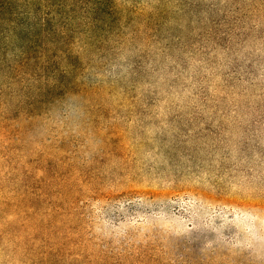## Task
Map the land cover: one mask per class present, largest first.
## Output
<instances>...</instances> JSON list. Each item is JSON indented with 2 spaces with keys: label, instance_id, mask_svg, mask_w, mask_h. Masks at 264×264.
Listing matches in <instances>:
<instances>
[{
  "label": "trees",
  "instance_id": "1",
  "mask_svg": "<svg viewBox=\"0 0 264 264\" xmlns=\"http://www.w3.org/2000/svg\"><path fill=\"white\" fill-rule=\"evenodd\" d=\"M71 95L88 100L105 136L113 177L98 213L138 218L156 192L136 187L130 157H172L188 170V151L227 155L242 137L248 156L264 154V0H0V264H98L81 212L91 196L62 179L74 151L59 135L24 154L23 122ZM128 104L157 133L127 135L115 115ZM184 118L193 126L185 133ZM79 187L86 192L85 181ZM135 249L130 264H148L153 248Z\"/></svg>",
  "mask_w": 264,
  "mask_h": 264
},
{
  "label": "rangeland",
  "instance_id": "2",
  "mask_svg": "<svg viewBox=\"0 0 264 264\" xmlns=\"http://www.w3.org/2000/svg\"><path fill=\"white\" fill-rule=\"evenodd\" d=\"M94 79L105 81L102 76ZM46 115L21 125L25 129L24 154L30 160L46 143L55 146L59 135L64 138L59 144L74 151L73 171L65 166L67 173L62 179L77 195L91 196L81 211L89 219V235L96 249L88 260L119 264L121 258L130 264L136 257L131 255L134 249L142 252L147 246L148 250L153 248L147 254L148 264H264V154L248 156L246 137L237 146L230 145L227 155L204 150L195 155L187 150L192 159L188 170L187 165L172 157L163 162L134 154L128 164L139 170L134 171L131 180L136 178L140 185L136 187L151 188L157 195L143 199L138 218L117 222L108 221L97 211V199L113 174L110 161L105 159V136L96 128L95 109L85 97L71 95ZM115 116L132 138H137V133H157L156 128L143 129L139 109L129 104ZM186 123L184 118L183 126L178 124L183 133L193 129L192 122ZM156 146L163 147L160 143ZM176 166L181 169L175 174ZM115 174L118 180L125 181L128 172ZM83 181L87 193L77 188ZM174 181L180 183V193L169 192ZM143 209H150V214H142Z\"/></svg>",
  "mask_w": 264,
  "mask_h": 264
}]
</instances>
